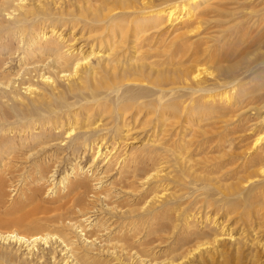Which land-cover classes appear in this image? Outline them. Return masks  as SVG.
Instances as JSON below:
<instances>
[{
  "label": "bare ground",
  "instance_id": "6f19581e",
  "mask_svg": "<svg viewBox=\"0 0 264 264\" xmlns=\"http://www.w3.org/2000/svg\"><path fill=\"white\" fill-rule=\"evenodd\" d=\"M27 1L0 0V33L10 32L13 37L9 39L13 40L14 36H16L17 44L13 46V42L0 43V201H3L1 200L4 194L3 189L8 186L9 182L13 186V190L20 191L19 194L24 199L23 202L25 203H21L19 206L26 207V205L31 204L32 208L40 211L38 212L40 217L37 216L34 220L38 222L43 220L48 224L46 226L38 224L36 227L33 226L32 230L30 229L29 232H26L27 230H19L16 227L22 224L25 215L8 220L5 219L6 221L4 222V219L2 220L0 216V225L4 226V229L0 230V242L2 241V244H0V264L2 262L9 264L17 262L18 257L15 253L21 248L24 250L23 255L25 258H30V261L36 263L39 262L38 264H43L45 256L48 254L51 256L49 260L53 259L56 252L64 254L63 264H109L114 260L117 261L115 264H189L190 258L193 264H257L259 260L257 252L251 248V250L245 252L242 249L243 241H241V238L232 236L233 228L226 225L231 218L227 217L224 209L231 210L235 207H241L246 212L245 216H241L245 221L246 218L249 219L250 211H253L257 205L259 209L264 210V145L261 136L264 133L263 128L251 136L254 138L249 144V148L254 149L246 154L245 159H241L240 166L234 167L240 157L238 154H234L236 152L233 148L238 144L235 140L236 137L224 138V148L221 156L222 158L225 157V159L215 162L213 174L208 178L193 174L194 169L192 173H189L192 167L182 165L177 159L179 155L182 156V150L186 149L184 146L181 149L178 146L180 149H178V153H169L172 157L171 160L176 166L175 170L178 171V175L180 177L185 176L190 180V191L202 190L210 198L206 204L210 202L213 205L208 222L206 221L205 225L202 224L206 226L208 223L211 227L203 230L201 229L202 227L191 229L189 223L186 222L185 235L177 236L173 244L166 247V249L170 248V250L168 249L169 253H163L159 248L155 250L162 242L153 237L152 240L148 241L144 238L145 241L143 243L136 244L134 242L131 243L130 239L126 237H121L122 235H115L116 237L112 238L110 227L108 228L104 224H102L104 227L101 225L98 228L97 226L98 230H94L96 224H91L92 221H89V218L92 215L89 214L90 216H88L86 211L89 209V202L85 196L86 194H91V203L92 201L101 202L102 208L105 207L104 210L115 213L113 206L106 200V193L112 190L105 184V179H103L105 176H102L101 172L96 173L98 168L93 171V161L94 156L97 154L100 155V158L103 156L102 159H104L116 146V151L124 149V147L120 146H125L124 138H128L129 134H121L119 140L116 139L115 135L120 134L122 130L125 132L129 130L130 122L127 118L132 120L137 113H140L139 111L145 109L146 112H153V114H156L158 110L159 119L165 116V111H169L172 114L171 116H178L179 119L180 103L181 100L183 103L185 101L183 99L190 101L188 103V114H196L199 117L203 113L219 112V114L226 113L227 115V111L230 108L227 110L225 105L221 103L231 102L236 97L235 94L240 90V82L236 70L242 69L243 65H221L215 68L208 67L201 71L198 58L192 59L195 63L184 69L182 62L179 59L174 61L172 57L165 60V62L152 64L151 62L143 61L145 55H141L143 52L139 50L143 48V44L141 41H136L138 38L136 34L132 36L133 39L129 36L123 37L126 23L127 28L132 23H138L145 29H148V25L150 28L159 27L164 19L167 21V19L172 18L175 12L176 16L174 19L176 20L178 17L182 19V21L178 22L182 28L190 29L196 27V24L201 22V17L197 13L199 11H195L198 0H115L112 8L102 4L91 3L87 5L86 9L80 6L79 0H61L64 1V5L74 3L71 10H69L70 8L63 10V6V8L48 9L44 7V3L40 2L41 0H37V5L34 6L37 9L33 11L25 5ZM58 1L60 0H52L54 4ZM86 1L87 3L90 2L89 0ZM115 8L116 11L119 10L120 12L117 11L113 14L112 11ZM126 10H131L132 12H126ZM82 11L86 14L81 16ZM65 13L67 23L71 25V31L62 38V31L57 34L55 30L59 28L58 25H62L60 24L63 22L61 21L63 18L61 15ZM81 19L86 23L83 26L87 27L92 35L87 36L80 44V42L76 43L77 37L72 28L75 27L76 21ZM41 22L43 24L47 22L48 26L46 28L44 25L40 26ZM28 23L35 24L28 26ZM55 24L56 26H54ZM69 25L67 26L69 27ZM49 27L48 33L50 35H46L45 29ZM127 31L125 34H127ZM53 34H57L54 39H52ZM9 39L6 41H12ZM128 43L132 44L129 47L135 52L134 60L129 63L127 59L122 61L121 56L119 57L120 54H118L128 49ZM84 47H86L85 50H83ZM193 49H195V46L191 47L190 50ZM181 53L183 52L181 51ZM91 56L94 59H98L95 66L90 64L89 58ZM254 57L256 58L253 61L259 65V73L257 71L255 77L253 76L254 74L252 75L254 77L253 80L259 76L264 77V50L257 52ZM14 60L16 65L13 63ZM182 61L184 62V60ZM246 65L247 61H245ZM231 89L232 91L234 90L233 94L230 92ZM90 102L97 103L98 108L102 104V108L108 107L109 111H112V116L116 115L113 120L114 125L111 127L113 130L112 135L115 138L112 137L113 141L111 140L109 143L110 147L105 146L102 143L104 139L95 133L100 130L97 129L99 126L94 125L95 127L92 129L89 128L92 125L86 124V128L90 129V131H81L82 133L74 135L78 143L76 144L75 142L76 145L73 147L74 161L70 162V171L65 169L61 175L58 174L62 163L60 159H58L59 161L54 160L55 162L48 161L49 165H41V167H37L36 163H31L37 167L35 171L37 176H40V181L49 182L47 189L54 194L55 205L51 208H45L44 205L40 204V199L38 198V194L40 191L42 192L44 184H37L39 182L38 178H31L33 176L29 175L30 172L27 173V177L25 176L27 172L25 167H29L26 164L34 158L36 152L32 150L31 153H24L15 150L14 142L9 135L10 133L8 134V130L22 131L28 128L31 129L36 124L42 126L48 123H53L56 126L61 125L58 128H62L66 123L68 127L64 130V133L69 139L73 133H76V124L74 121H70L71 116H69L67 110H72L70 107L73 104L82 105L84 103L90 104ZM149 105H151L150 110L144 108ZM260 105H262L260 108L264 107V101ZM260 105L254 107H259ZM98 112L101 113L100 110ZM60 113L64 114L65 117L63 115L59 116L58 114ZM89 114H91V111ZM53 115H55V118ZM181 115L183 116V114ZM88 117L87 119H90ZM106 128L108 129V126L103 130H106ZM77 131L80 132L79 130ZM247 137L249 138V136ZM63 140L65 139H62L60 143ZM66 143L68 141H65ZM103 148L104 151L102 150ZM83 149L92 151V160L85 170L79 165V160L83 158L79 156V152ZM144 149L146 150L144 153L146 154L145 158L141 157V152H132L131 161L138 164L133 167L130 166L129 172H124V178L128 179L129 183L128 186L125 185L123 188H132V191L128 189L132 194L133 190L137 189V192H134V197L137 194L138 196L135 197L136 201H134L140 204L139 211L146 212L149 210L152 213L151 209L153 207L148 205V202L158 200L160 206L162 204L163 207L160 211L152 213V215L154 214V217L169 215L167 213L169 208H173V205L170 206L169 203H172L171 198H174V196L171 193L166 195V186L161 185L159 188V183L157 182L163 176H160V174L165 169L162 165L160 166L163 159L153 150L154 148L148 147L147 149L146 147ZM77 157L79 158L78 161H76ZM144 161H147L149 165H145ZM107 169L106 166L103 169L104 172H107ZM89 170L90 175H93L94 179L97 180V183L93 184L96 189H92V184L89 185V180L86 179L87 176L85 174H88ZM45 175L48 177L46 178ZM79 175H83V177H79ZM44 176L46 179L43 178ZM154 181L156 182L154 183ZM186 181L184 180L185 183ZM104 185L106 186L104 187ZM160 197L163 199L159 200ZM161 200L164 201L161 202ZM51 201H53V198ZM168 204L169 206H167ZM29 210L32 213V209ZM220 210H223V212L221 213ZM27 211L25 210V212ZM76 214H83V216L87 215L88 217L82 218L83 224H81L77 222L76 216H72ZM160 225L162 224L160 223ZM255 227L253 226L252 228L255 229ZM67 229L76 232L74 235L77 240H80L81 247L78 246L75 240H71L68 237ZM261 229L262 234H264L263 228ZM104 231L107 232L104 233ZM232 237L233 240H231ZM226 238L227 240H225ZM252 240H255L254 236ZM11 246H16L14 252ZM92 249H98L101 254L109 257L110 260L104 261L91 257L89 250ZM78 250H80V253ZM24 257H22V260H25ZM23 263L20 261V264Z\"/></svg>",
  "mask_w": 264,
  "mask_h": 264
},
{
  "label": "rangeland",
  "instance_id": "374dc122",
  "mask_svg": "<svg viewBox=\"0 0 264 264\" xmlns=\"http://www.w3.org/2000/svg\"><path fill=\"white\" fill-rule=\"evenodd\" d=\"M79 1L81 3L80 6H82L83 9H86L87 5H90L91 3L92 4H102V5H105L106 7L112 8L115 0H89L90 2L88 3L86 0H79ZM40 2L44 3V7H47L48 9H54V8H59V7L61 8L63 6L64 7V8L62 7L63 10H68L69 8H70L69 10H71L72 6L74 5V3H71V4L69 3L67 5H64V1H61V0L55 4L52 2V0H41ZM25 5L29 7L31 11H33L37 9V7H34L37 5V0H31V1L28 0L27 4ZM84 11H82L81 16L86 14ZM117 11L115 8V10L113 9L112 12L114 14ZM195 11L196 12L199 11L197 13L201 17V22L199 24H196V27H192L190 29L182 28V26L178 24V22L182 21V19L178 17L175 20L174 18L176 16V12L175 13L173 12L174 13L173 17L170 19H167V21L166 19H164L163 22L161 23L162 25L160 24L159 27H154V28H150V26L148 25V29L146 28L147 30L145 28H142V26H140L138 23L137 24L132 23L131 25L129 24V28H127L126 27L127 23H126L125 28L123 30V37L129 36L130 38L133 39L132 36L136 34V36L138 37L136 41H141L143 44V48L139 49L140 51L143 52L141 55H145L143 61L151 62L152 64L161 63L162 61L165 62V60H168L172 57L174 61H176V59H179L182 62L184 69L190 66L192 63L194 64L195 61L193 60L195 58L196 59L198 58L200 60L198 64H200L199 68L201 69V71H204V69L208 67L215 68V67H220L221 65H230V66H235L238 64L243 65L242 69L236 70V74L238 75L239 82H240V90L235 94L237 98L235 97L233 100H231V102H224V103L220 102L221 104L225 105L227 110L230 108L227 111V115L226 113H224L225 115L222 113L219 114V112L218 113L216 112L203 113L202 116L200 115L199 117H197L196 114H188L189 113V111H187L189 110L188 103H190L188 99H183L185 100L184 103L181 100V103H180L181 107L179 109L180 111L179 119H178V116H171L172 114L169 111H165L164 112L166 113L165 116L162 119H159L158 110L156 114H153V112H146L145 109H142L141 111H139L140 113H137L134 116V118H132V120L127 118V120L130 122L129 130L127 132L122 130L123 132L121 131V133L119 132L120 134L115 135L116 139L119 140L121 134H125V133L129 134L128 138H124L125 146H122V145L120 146V147H124V149L122 148L116 151V148H117L116 146L111 152H109L105 156L104 159H102L103 156H101L100 158L99 154L94 156L93 171H95L98 168L96 173L101 172L102 176H105V178H103L105 179V184H107L110 190L113 191V192L110 191L106 193L107 194L106 200L111 206H113L115 213L109 212V210L108 211L104 210L105 207L102 208L101 202L92 201L91 203L90 202V200L92 199L91 194H88V195L86 194L85 196L88 199L87 201L89 202L88 203L89 211L86 210L87 215L88 216L92 215L89 218V221H92L91 224H94V223L96 224V226L94 227V230L96 229L98 230V228H100V226L104 224L105 226L107 225L108 228L110 227V231H111L110 235H112V238L118 235H122L121 237H126L130 239L131 243L134 242L136 244L143 243L145 239L147 241L152 240V237H153L157 239L159 242H162L161 244H159L160 246L159 247L157 246L155 250L159 248V250L161 249L163 253H169L170 248H168L169 249L168 250L166 249V247L172 245L177 236L185 235L186 233L185 223L186 222L189 223L191 229L202 227L201 229L203 230V229H207L211 227L208 223L206 224V226H203V225H205L206 221L208 222V218L211 215V210L213 207V205L210 204V202H209L210 205L206 204V202L209 201L210 198L202 190L200 191L198 190L196 192L190 191V188H189L190 180L186 178L185 176L180 177L178 175L177 173L178 171L175 170L176 166L174 162L171 160L172 157L170 154L172 152L176 153L179 148L181 149V147L184 146L186 149L184 151L182 150V153H181L182 156L179 155V158L177 159L181 162L182 165L192 167V169L189 170V173H192V170L194 169L195 171L193 174H196L202 178L203 177L208 178L209 176L213 174L212 172L214 171L215 162L218 160L222 161L225 159V157L222 158L221 156L223 153V148H224V138L232 137V136L236 137L235 140L236 142H238V144H236L235 148H233L235 149V152H236L234 154H238V156H240L238 158L239 160H237L236 163L234 164V167H236L238 165L240 166L241 159H245L246 154H248V152H251L254 149V148H249V144L254 138L251 136L254 135L255 132H259V129L261 130L262 128L264 129V107L260 108L263 105V104L260 105V103L264 101V77L259 76L257 77V79L253 80L257 71L259 73V65L256 64L255 61H253L256 58L254 56L260 50L261 51L264 50V44H263L264 43V0H198L196 2ZM126 12H132V11L126 10ZM15 16H17V14H15ZM61 17H63L61 20L63 22L60 23L62 25H58L60 29L56 28L55 31H57V34L59 33V31H62L61 37L63 38L64 36H67L68 33L71 31V27H70L71 25H69V23H67L66 21V13L64 15H61ZM129 17H134V16H129ZM32 23H28V26L35 24V23L34 24ZM47 24H48L47 22H45L44 24L43 22H41L40 26L44 25V27L46 28L48 26ZM67 25H69V27ZM83 25H86V23L81 19L79 21H76L75 27L72 28V31L73 32L75 31L74 34L77 37L76 43L80 42L81 44L87 36L92 35L91 33H89L87 27H84ZM54 26H56V24ZM49 29L50 27L45 29L47 32L46 35H50V33H48ZM126 31H127V34H125ZM7 33L8 32L2 33V34L0 33V40H1L0 43L1 42L2 43H6V42L12 43L13 42L12 43L13 46H16L17 45L16 39H15L16 36H14L13 40L9 39L10 37L11 38L13 37V34L9 32L7 35ZM57 34L56 35L53 34L54 36L52 39H54L57 36ZM2 37L3 39H1ZM7 39L12 40V41H6ZM130 45L132 44L128 43V49L125 51H121V53H118L120 54L119 57L121 56L122 61H125V59H127L128 63L132 62L135 56L134 50L131 47H129ZM194 46H195V49L190 50L191 47H194ZM85 48L86 47H84L83 50H85ZM181 51L183 53H181ZM178 52H179V55H178ZM89 59H90V64L92 66H95L97 64V61H98L97 58L94 59L91 56ZM182 60H184V62ZM188 61L190 62L188 63ZM245 61H247L246 66H245ZM13 63L14 65H16L15 60L13 61ZM242 83L245 85H243ZM230 92H232L233 94L234 90L232 91L231 89ZM101 105L102 104H100V108H102ZM258 105L260 106L254 107ZM97 106H98L97 103H94V102L93 103L90 102V104L84 103L82 105L73 104L70 107L72 110L70 109L67 110V113L69 114V116H71L70 121H74L76 124L75 125L76 133H73L71 135V138L69 139L68 137H66V134L64 133V130L68 127L66 123L63 125L62 128H58L61 125L56 126L53 123H48L42 126H39L36 124L31 129L28 128L22 131H19V130L15 131L14 129L8 130V134L10 133L9 135L11 136L14 142L15 150L22 151L24 153L26 152L31 153L33 150V152L35 151L37 154V155L35 154L34 158L31 159L30 162L26 164V166H29L30 168L25 167V170L27 171L25 173V176L27 175V173L30 172L29 175L33 176L31 178H35V179L38 178L39 182H37V184H40V183L44 184V187L42 188V192L40 191L38 194L39 195L38 198L40 199L39 201L40 204L44 205L45 208H51L53 205H55L54 194L50 193V191H48L47 189V184L49 182L44 183L43 182L44 180H42V182L40 181V176H37V173L35 171L37 167L38 166L41 167V165H47L48 161L55 162V161H59L58 159H60L62 160L61 161L62 163L60 164V170L58 174L61 175L65 171V169L70 171V162L74 161L73 160L74 156L72 154L73 147L78 143V140L74 138L75 137L74 135L80 134L87 130L90 131V129L86 128L87 125H92V126H89V128H92V129L97 125L99 126L97 129H100L99 130L100 132L96 131L95 129L96 131L95 133L98 136L100 135L99 136L100 138L104 139L102 140V143L105 146L110 147L109 143L111 142V140L113 141L112 137L115 138V136L112 135L113 130L111 129V127L114 125L113 120L115 119L116 115L114 114L112 116L111 114L112 111L111 110L109 111L108 107L100 109L98 108L99 106L98 107ZM150 106L151 105L146 106L144 108L150 110ZM97 109L100 110L101 113H99ZM90 111H91V114H89ZM230 111H231V114H230ZM85 114H86V117H85ZM93 114H96L97 116ZM181 114H183V116ZM58 115L59 116L63 115L65 117V115L62 113ZM77 116L79 119L80 118L81 119L79 120ZM53 117L55 118V115H53ZM87 117L90 119H87ZM77 123L79 124V126ZM101 126L104 128L108 126L109 130L107 128L106 130H103L104 128H102ZM77 130H79L80 132H78ZM33 131H34V134H33ZM228 132L231 133V136H230V133ZM104 134L105 135L108 134L107 137H105ZM247 136H249V138ZM261 136H262V142L264 145V133ZM108 137H109V141H108ZM62 139H65V140H63L62 143H60ZM65 141H68V143L65 144ZM26 143L29 145L28 147ZM146 147L147 149L148 147L152 149L154 148L153 150H155V152L159 154V157L163 159L161 160L163 162L160 164V166L162 165L163 168L165 169H163V171L160 174V176L162 175L163 176L157 182L159 183V188L161 187V185L166 186L167 188L165 192L166 195L171 193L174 196V198H171L172 203H169L170 206L173 205V208L170 207L167 212L169 213V215L165 214L163 216H158V217L157 216L154 217V214L152 215V213L156 211L157 212L160 211L163 207L162 204L160 206L159 204L160 202L158 200H155V202L153 201L148 202V205H151L153 207L151 209L152 213H150L149 210L146 212H142L141 210L139 211L140 204H138L137 202L135 203L136 201L135 197H137L138 194L135 195L134 197V194H135L134 192H137V189L133 190V194H132L128 191L129 188H123L125 187V185L128 186V183H129L128 179L124 178L125 177L124 172H129L131 167L136 166L138 164V163H133L131 161L132 154L141 152L140 153L141 157L145 158L146 154L144 153L146 150L144 148ZM102 150L104 151V148ZM113 153L115 157L113 156ZM185 154L187 155V157ZM79 156L83 158L79 160V158L77 157L76 161L79 160L80 161L79 165L82 166L83 169L85 170L88 167V164L90 163V161L92 160V151H90L89 149H83L79 152ZM114 158L115 159L117 158V160L118 159L119 160L117 161ZM123 160L125 161L123 162ZM180 162L178 163L180 164ZM31 163L32 164L36 163L35 165L37 167L35 165H32ZM144 164L149 165L147 161H144ZM106 166L108 169H107V172H104L103 169ZM89 172L90 170L87 172L88 174H85V176H87L86 179L89 180V185L92 184L91 185L92 189H96L95 187H93V184L97 183V180L94 179L95 177H93V175H90ZM45 176L43 177L44 179L48 177L46 176L45 178ZM79 177H83V175H79ZM184 180L185 181L187 180L186 183L184 182ZM197 181L199 180L197 179ZM155 182L156 181H154V183ZM105 186L106 185H104V187ZM4 188L5 189L3 190L5 192L3 191L4 194L1 199L3 201H0V216L2 217V220L4 219L3 222L11 218L18 217L20 215L21 216L25 215V218L22 224L16 227L19 228V230L21 229L23 231L27 230L26 232H29L30 229L32 230V228L36 227L38 224H40L41 226H46L48 224L44 222L43 220H41L40 222L34 220L35 217L37 216L40 217L38 213L40 211L38 209L32 208L33 206L31 204L26 205V207L25 206L23 207L22 205L19 206V204L25 203L23 202L24 199H22V195L20 196L19 194L20 191H16L15 189L13 190V186H11L9 182H8V186ZM129 190L132 191V188H130ZM110 195L111 197H109ZM52 198H53V201H51ZM160 199H163V198L160 197L159 200ZM198 199L199 201L197 202ZM162 201L164 200H161V202ZM169 204L167 206H169ZM97 206L99 207V209ZM257 206L255 207V209H253V211H250L251 214L249 215V219L246 218V221L241 218V216L246 215L245 210L241 209V207H235L234 209H231V210H226V209L224 210H225V213H227V217L231 218L230 221L226 223V225H229L230 228L231 227L233 228L234 232L232 231V234H233L232 236H234V238H237V237L241 238V241H243L242 249L245 252L251 249L257 252L258 259H259L257 261L258 262L257 264H264V234H262L261 232L262 231L261 228H263V231H264V210L259 209V207ZM29 209H32V213H31V210ZM25 210L26 211L28 210V211L25 212ZM220 212L222 213L223 210H220ZM144 213L146 214L144 215ZM87 215L83 216V214L82 215L76 214L72 216H76L77 222L83 224L81 220L82 218L88 217ZM163 217L164 219H162ZM160 223L162 225H164L165 223L164 226L166 227L160 225ZM104 225H102V227H104ZM9 226H12V225H9ZM251 226L252 227L257 226V227L253 229ZM3 227L4 226L0 225V228H1L0 230H3L4 229ZM162 231L164 232L162 233ZM67 232H68V237L71 240H75L78 246L81 247L82 245H81V242H79L80 240H77L74 235L76 234V232H73V230H70V229H67ZM105 232L107 231H104V233ZM253 236L255 237V240H252ZM225 240H227V238ZM231 240H233V237ZM1 242L0 244H2ZM118 244H120V242H118ZM11 248L13 252L16 250V246H11ZM47 248H48V245H47ZM78 252L80 253V250H78ZM15 254L18 258H17V262L15 261L14 264H20V261L22 263L25 261L23 264H38L39 263V262L36 263V262L30 261V258H25L23 255L24 254L23 248L19 249V251H17V253ZM63 255L64 254L62 252H59V253L56 252L53 258L54 260L53 259L49 260L51 256L48 254L45 256V261L43 262V264H63V261H62ZM89 255L99 260L107 261L109 259V257H106L105 255L101 254L98 249L89 250ZM22 257H24L25 260H22ZM191 261L192 259L190 258L189 264H193V262ZM116 262L117 261L114 260L113 262L109 264H115ZM1 264H9V263L2 262Z\"/></svg>",
  "mask_w": 264,
  "mask_h": 264
}]
</instances>
